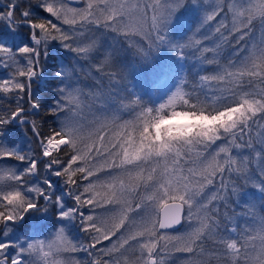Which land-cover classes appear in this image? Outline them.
Returning a JSON list of instances; mask_svg holds the SVG:
<instances>
[{
    "label": "snow or ice",
    "instance_id": "obj_1",
    "mask_svg": "<svg viewBox=\"0 0 264 264\" xmlns=\"http://www.w3.org/2000/svg\"><path fill=\"white\" fill-rule=\"evenodd\" d=\"M184 2L172 0L166 14L151 17V28L156 31L155 39L159 43L167 42L165 35L160 34L163 25ZM222 2L224 0H218L211 12L203 13L197 32L219 19ZM227 2L231 27L225 23V16L214 29V35L204 37L205 40L218 37L214 46L199 50V71H205L204 66L215 68L214 75H202L200 80H212L222 85L213 95H205L203 99L194 97L184 91L181 78L175 90L154 107H144L139 99L133 100L132 103L141 109L134 120L115 125V131L107 123L102 124L85 135L77 120L81 88L73 86L75 70L67 67L56 73L64 87L59 89L60 97L50 109V114L60 117L58 129L44 133L36 120L29 121L20 101L24 99L23 94L28 93V109L40 107L28 89L31 78L37 75L41 56L47 55L49 42L56 41L75 57L87 60L103 47L101 36L104 31L125 37L130 33L145 34L151 38V33L145 32L146 12L140 9L136 0H84L83 8L71 7L66 0H38L39 7L59 21L58 24L52 19L35 17L29 7H22L17 0H9L5 5L8 10L0 11V19L13 28L9 38L14 37L15 26L26 24L31 44L24 43L13 50L0 43V64L12 69L8 78L0 80V93H19L14 107L0 111V128L13 120L27 122L35 137L36 148L21 152L0 145V161L25 162L21 171L0 164V235L7 237L8 222L20 220L26 212L37 207L33 193L42 197L44 207L52 200L45 188L39 185L27 187L25 178L37 174L43 164L45 170L57 167L59 170L53 174L65 177L66 185L76 186L78 176L84 181L82 192L72 197L76 207L64 208L60 204L61 198L55 197L56 204L61 206L59 216L65 220H77L79 216L81 231L92 240L87 247L81 244L80 250L91 257L93 249L102 241H109L108 247L95 253L99 258L84 262L66 258L68 264H166L169 247L187 254L184 264H212L213 260H222L223 264H264V214L254 218L255 227L247 230L254 235L239 233L244 236L242 240L222 236L219 235L221 221L210 209L217 194L212 193L205 199V191L214 183V177L222 176L226 171L264 192V124L260 125L255 142L252 139L253 122L264 120V0ZM257 20L262 26L260 43L252 41L241 48ZM224 29L228 30V36L223 34ZM95 32L100 36L91 38L88 35ZM229 36H234L236 50L223 61L222 45L228 43ZM200 44V40L193 41L190 37L186 43H169V46L184 49ZM205 53L211 54L212 58ZM108 63L106 53L103 64ZM174 105L182 111L209 117L231 115L213 125L206 134L177 138L166 142L167 147L160 148L162 142L154 138L152 121L162 109L175 111ZM245 136L249 137L247 141ZM245 148L251 156L233 154V149ZM61 152H64L63 159L59 156ZM185 165L191 166L186 168ZM251 165L255 166L258 180L250 174ZM105 174L106 179H98ZM44 183L49 182L44 180ZM239 192L233 189L234 195ZM84 206L92 212L85 214ZM185 214L195 221L190 231L182 236L164 234L163 230L179 225ZM230 233L237 234V227L233 226ZM68 237L66 226L56 228L53 238L47 241L48 247L55 248L58 256L75 253L77 247ZM205 239L214 246L212 250L202 244ZM257 240L258 244L255 243ZM32 241L30 244L25 241L26 249L18 241L0 240V264H35L33 257L38 251L37 246L42 249L45 241ZM177 244L179 246H175ZM10 248L14 249L11 256L8 255ZM129 251L132 256L126 254ZM137 251L139 256L135 255ZM56 264H64V261L58 260Z\"/></svg>",
    "mask_w": 264,
    "mask_h": 264
},
{
    "label": "trees",
    "instance_id": "obj_2",
    "mask_svg": "<svg viewBox=\"0 0 264 264\" xmlns=\"http://www.w3.org/2000/svg\"><path fill=\"white\" fill-rule=\"evenodd\" d=\"M206 1L207 0H196V2L193 3V0H185L184 4L176 9V16L173 17V23L169 24L167 29L160 33L161 35H165L167 42L159 43V41L155 39L156 32H154L151 33V38L130 34V36H134L135 42L132 44L128 39L129 43H126L125 39L122 38V34L105 31L107 34L115 36L120 43V54L123 57L121 58V67L117 70H115L112 66L105 67L103 65V59L100 58L99 52H94L90 56L91 61H99L100 65L96 66L90 60L75 57L73 52L61 47L59 42H49L47 55L41 56L40 65L36 68L38 75L31 78L28 89L30 95L39 101L40 107L39 109H28V93L23 94L24 99L20 101L26 109V114L29 115V121L31 122L32 120H36L39 124L40 130L44 133H48L53 129H58V120L60 118L57 115L50 114V109L55 106L54 102H56L60 97L59 89L62 88V79L57 77L56 73L64 67L75 70L74 77H77L78 87L81 88V98H83L81 101L83 102V106L80 105L78 109L83 111L84 114L77 111L78 116L85 118L86 112L95 115L99 109L112 108L113 106L120 113L115 119L116 123L111 125L108 124L111 130L116 129L115 125H119L126 120H134L136 118L141 109L132 103L133 100L139 99L144 104V107H154L155 105L163 102L171 91L175 90V87L181 78L184 80V84L182 85L184 91L191 93L194 97L199 96L203 99L205 95L209 97L213 95L222 85L212 80L201 81L200 76L214 75L215 68L214 66H204L205 71H199L201 64L198 59L200 49L203 47H212L218 40V37L213 40L204 39L205 36L214 35L215 26L219 25L217 21V24H214L213 27L210 25L211 23H209L201 28L199 32L196 31V28L202 21L203 13L211 10V8L218 2V0H216L215 3L213 2V4H208ZM8 2L9 0H0V11L6 12L8 10L5 8V5ZM17 2H21L22 7L24 8L29 7L33 16L44 19H52L53 22L59 24V21H56L55 18H51L43 11L42 8L39 7V4L37 3L38 0H17ZM66 2L68 5H71L69 3H73L67 0ZM74 4L76 6V3ZM220 7L225 10L226 13L224 14V20L225 16H227L226 22L228 26L231 27V14L227 11V0H224V2L220 4ZM18 17L19 13L16 14L17 22ZM183 19L188 21L187 26L182 24ZM259 23V20L254 23L251 35L243 41L240 45L241 48H244L246 43H249L250 37L254 34V32L256 33L258 31ZM9 26L10 25L7 21L0 19V43H4L6 46L14 50L20 42H17L15 37L9 38L10 34L8 29L12 28ZM15 28L18 30L21 39L27 41L29 26L26 24H19L15 26ZM223 34L228 36V30L227 34L224 32ZM190 37L193 41L200 40L201 44L186 47L184 49H180L178 47L173 49L169 46V43H186ZM222 50L223 61H227V59L236 50L234 36H229L228 43L222 45ZM205 56L212 58L209 53H205ZM1 65L2 64H0V80L8 78L9 72L12 71V69H6ZM85 67L90 69L87 70ZM168 68L171 70V73L164 91L161 97L157 101H154L148 90L161 74L167 73L166 69ZM108 81L113 82V86H108ZM122 87L128 88L130 92L124 93ZM87 93L100 95V98L105 101L103 103H97L91 98L88 99ZM18 96L19 93H0V111H4L9 107H14ZM110 110L112 111V109ZM178 110L180 109L178 108ZM98 123L97 128H99L102 124H106L104 120ZM260 123L264 124V120H261L258 123L253 122L252 125V139L254 142L256 134L259 131ZM248 139L249 137L245 136V141ZM0 145H6L8 148L21 152L34 150L36 148V143L30 124L27 122H20L18 120L10 121L9 124L0 128ZM256 148L259 149L260 146L257 144ZM67 151L68 150L65 149V152ZM242 151L248 150L246 148L243 150L233 149V154L236 155ZM59 156L63 159L64 152H61ZM3 163L15 167L18 171H21L25 167V162L23 161L5 159L0 161V164ZM189 166L191 165H185L186 168ZM250 167V174L252 176L254 175L258 180L259 176L256 173L255 167L253 165ZM56 170L59 169L55 166L52 169L45 170L44 165L41 164L37 174H32L31 176L25 178L27 187L39 185L45 188L48 194L52 196V200L48 201L47 206L44 207L45 201L42 197H37L35 193L32 194V197L35 199L37 204L36 208L40 209L43 207L44 210L40 211L38 209V213L37 211L29 210L20 220L9 222L8 224L12 227V237L14 239L27 234L37 237L46 235L47 232L55 228L58 222V207L55 202V197L59 196L65 205H71L75 203L72 197L82 192L84 181H82L79 176L77 177L78 183L76 186L66 185L65 177H58L53 174ZM44 180H47L49 183L45 184ZM221 180H223V185L221 184ZM217 181H219V187L222 193L215 200L216 202L214 201L216 203L217 211L221 212L224 209H229L228 206H230V204L233 207L243 209L241 205L235 202V197L238 196L239 193L234 195L233 189H237L238 191L245 188L251 189V187H249L250 185L245 184L243 180L238 179L235 173L230 174L226 171L222 174V176L217 175L214 177V183L209 185L205 191L206 196L211 193ZM65 191L66 194H64ZM134 199L138 200L139 197H135ZM82 211L85 214H90L92 209L88 206H84ZM232 211L234 210L232 209ZM97 212H99V209H97ZM185 216L186 214L184 215L181 225L178 228L164 231V234L168 236H182L181 234L183 231L188 230L187 228H189V224L187 223ZM219 219L221 221L219 235L226 236V232L221 229V227L224 226L225 222L229 221V218L226 219V215H219ZM74 223H76V221H74ZM69 226L71 227V225ZM70 231L71 235H75V232L73 233L72 229ZM85 234L86 236L84 235V239H86L87 242L92 243L90 236L87 233ZM227 236L230 235L227 233ZM203 243L205 248L208 250H212L214 247L209 240H204ZM255 243H259V241L257 240ZM77 244L78 241L75 240V245L77 247L75 254L77 258H79L80 262H84L87 255H84L83 250H80V247ZM173 244H175V242H173ZM108 246L109 241H102L97 248L92 251H95L96 253L100 248H106ZM175 246L179 245L177 244ZM10 249L13 253L14 249ZM166 251L168 252V255L166 256V264H184L185 260L188 258L186 253L177 252L173 247H169ZM9 253L10 252L8 251V255L11 256ZM126 254L128 256H132L130 251ZM135 255L139 256V251H137ZM91 258L97 259L99 257L94 254ZM212 264H223V261L213 260Z\"/></svg>",
    "mask_w": 264,
    "mask_h": 264
},
{
    "label": "rangeland",
    "instance_id": "obj_3",
    "mask_svg": "<svg viewBox=\"0 0 264 264\" xmlns=\"http://www.w3.org/2000/svg\"><path fill=\"white\" fill-rule=\"evenodd\" d=\"M215 1L216 0H207L206 2L208 4H213V2L215 3ZM72 2L73 3H69V4H71V5H69L71 7L83 8L85 6L84 0H73ZM136 2H138L140 9L142 11L146 12V17L145 18L147 20V24L145 26V32H150V33L156 32L155 30H152V28H151V17L153 15H164V14H166V9L171 4L172 0H136ZM74 3H76V6H75ZM213 7L208 12H211L213 10ZM225 13H226L225 10L222 9V11L220 13H218L219 19H216L215 22H209V23H211L210 25L213 27L214 24H217V22L220 23V20H224V14ZM175 16H176V10L173 12L171 19L166 21L165 24L163 25V31L167 29L169 24L173 23V17H175ZM225 23L227 24L226 20H225ZM182 24L184 26H187L188 25V21L186 19H183L182 20ZM230 25H231V17H230ZM216 27L217 26H215V28ZM261 31H262V26L259 23L258 24V31L256 33L254 32V34L250 37L249 43L247 42L245 47L247 45H249L252 41H255L257 44H259L260 41H261ZM8 32H9V34H12L13 33V28H11V29L9 28ZM223 32L227 34V29H224ZM130 34L140 35V36H143V37H146V38L149 37V36H147L145 34H136V33H130ZM130 34H129L128 37H125L124 35H122V38L125 39L126 43H129V40H130V42L132 44H134V42H135L134 36H130ZM88 35L91 38H95L96 36H100V33L99 32H95V33H89ZM14 37L16 38L17 42H20V44L17 45L15 48L21 46L24 43L30 44V42H31L29 36L27 37V41L22 40L21 36L19 35L18 30L16 28H15ZM101 40H102V43H103V47H100L99 50L96 51V52H99L100 58H102V59L104 58V55L106 53L109 55V63L106 64V65L105 64H103V65L105 67H111L112 66L115 70L119 69L121 67V58L123 56L120 54L121 50H120V43L118 42V39L115 36H113L112 34H107L104 31L103 36H101ZM87 60H90V58H88ZM91 62L93 64H95L96 66L100 65L99 61L98 62L91 61ZM1 66H3V65H1ZM86 69L89 70L90 68H86ZM166 72L167 73L161 74L156 79V81L153 83L152 87L148 90L149 93H150V96L152 97V99L154 101H157L161 97V95H162V93L164 91V88L166 86V83H167V81L169 79L171 70L168 68V69H166ZM37 75H38V73H37ZM36 76H34V77H36ZM72 80L74 82L73 86L77 87L78 86L77 77H74V75H73ZM107 83H108V86L109 85L113 86V82H109L108 81ZM61 87H64L63 80L61 81ZM122 90H123L124 93H129L130 92L129 89L125 88V87L124 88L122 87ZM87 97H88V99L91 98V99L95 100L97 103H103L105 101V100H102L100 98V95H93L92 93H87ZM82 99L83 98H81V96H80V105L83 106V104H82L83 102L81 101ZM110 109H112V111ZM113 109H115L113 106H112V108H107V109L106 108H102V109H99L98 112L95 115L86 112L85 113V115H86L85 118H81V117H79L77 115L78 122L83 126L84 134L86 135L89 131L97 128L98 124H99L98 122H100L102 120H104L105 123L110 124V125L116 123V121L113 120L112 118L113 117H117L120 112H118L116 109L115 110H113ZM77 111L81 112L82 114H84V112L80 111L79 109H77ZM261 124L262 123H260V125ZM115 130L112 129V131H115ZM260 130H261V128L259 127V131ZM239 154L241 156L242 155H249V156L252 155V153H250L249 151H242ZM2 165H6V164L3 163ZM98 179H100V180L106 179V174L102 175V176H99ZM249 187H251V189H249V188L242 189L239 192V195L235 197V202L237 204L241 205L243 207V209H240L238 207H233L230 204V206H228L229 209H224L223 211L218 212L217 209H216V203H215L216 201L213 202L210 205V209L214 211L216 216L219 217V215H221V216L226 215V219L229 218V221L225 222L224 226L221 227V229H223L226 232V234H225L226 236H227V233H228L231 236V238H236V239H241L242 240L244 238V236L254 235V232H249L247 230L252 229V228L255 227V225L253 224L254 218H258L261 214H264V192H261L260 190H258L256 188H253L252 186H249ZM252 189H254V190H252ZM212 193H216L217 197L222 194L221 193V189L219 187V181H217L216 185H214V187H213V189H212V191H211V193L209 195H211ZM64 194H66V191H65ZM57 197H59V196H57ZM206 198H207V196L205 195V199ZM60 204L64 208L76 207L75 203H73L71 205H65L61 201ZM61 206L57 205V207H58V222H57L55 228L50 230L49 232H47L46 235L41 236V237H37V236H32V235H28L27 234V235H24V236L19 237L17 239H14L12 237V234H13L12 227H11L10 224H8L9 225V229H10V231L8 233V236L5 237V236L0 235V240L11 239L13 241H18L21 244H24V246L26 247L25 241L32 240V239H43L45 242H47L48 240L53 238L54 232H55V230H56V228L58 226L59 227L66 226V233L69 236V238L72 241V243L75 245V240H77L78 241L77 245L79 247H80L81 244H83L85 247H87L89 242H87L86 239H84V235L86 236V234L81 231L79 216L77 217V220H65L64 218H61L59 216V212L61 210ZM38 209L39 208H33V209H30V210L37 211V213H38ZM232 209L234 211H232ZM185 218L187 220V223L189 224L188 225L189 228H187L188 230H184L181 235H184L185 233L190 231L192 227L195 226V221H194L193 218H189L187 215L185 216ZM240 219H242V220H240ZM74 221H76V223H74ZM69 225H71V227ZM233 226L237 227V229H238V233L237 234H231L230 233V229ZM68 229H69V232H68ZM71 229L73 230V233L75 232V235H71L70 234V232H71L70 230ZM239 233H244V236H241ZM205 240H207V239H205ZM202 244H204L203 241H202ZM8 251L10 252L9 253L10 255L13 254L11 252V249H9ZM83 252H84L85 256L87 255V257H85V261L92 260L93 257L92 258L89 257L86 251H83ZM93 252L95 254V251H93ZM62 257L63 258H70V259H76V260L79 261V258H77L75 253H64Z\"/></svg>",
    "mask_w": 264,
    "mask_h": 264
},
{
    "label": "clouds",
    "instance_id": "obj_4",
    "mask_svg": "<svg viewBox=\"0 0 264 264\" xmlns=\"http://www.w3.org/2000/svg\"><path fill=\"white\" fill-rule=\"evenodd\" d=\"M173 107H176L175 105ZM175 111L169 109L160 110L155 119L152 121V129L154 132V138L156 141H161L160 148L167 147L168 141L175 140L177 138H187L193 135L206 134L213 125L221 122L224 119L230 118L231 114H227L225 117H209L203 113H194L190 111L178 110ZM167 112L166 115L162 114ZM138 154V153H137ZM59 226L57 227V229ZM69 238V237H68ZM70 239V238H69ZM44 241L43 239H37ZM28 243H33L32 240H28ZM28 244H26V249ZM38 251L33 257L35 264H56V261L63 260L64 264H68L66 258L58 256L55 248H49L47 242H45L41 249L37 246Z\"/></svg>",
    "mask_w": 264,
    "mask_h": 264
},
{
    "label": "water",
    "instance_id": "obj_5",
    "mask_svg": "<svg viewBox=\"0 0 264 264\" xmlns=\"http://www.w3.org/2000/svg\"><path fill=\"white\" fill-rule=\"evenodd\" d=\"M67 1L72 2L73 0H67ZM180 225H181V223L179 225H176V226H174L172 228H169V229H166V230H163V231L174 230V229L178 228Z\"/></svg>",
    "mask_w": 264,
    "mask_h": 264
}]
</instances>
